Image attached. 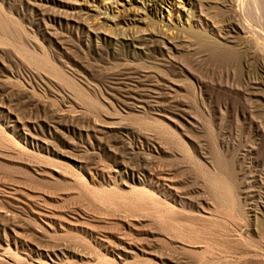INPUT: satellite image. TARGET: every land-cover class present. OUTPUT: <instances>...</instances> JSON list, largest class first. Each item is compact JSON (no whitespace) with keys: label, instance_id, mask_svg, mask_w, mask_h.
Returning <instances> with one entry per match:
<instances>
[{"label":"rangeland","instance_id":"1","mask_svg":"<svg viewBox=\"0 0 264 264\" xmlns=\"http://www.w3.org/2000/svg\"><path fill=\"white\" fill-rule=\"evenodd\" d=\"M238 1L0 0V264H264Z\"/></svg>","mask_w":264,"mask_h":264},{"label":"bare ground","instance_id":"2","mask_svg":"<svg viewBox=\"0 0 264 264\" xmlns=\"http://www.w3.org/2000/svg\"><path fill=\"white\" fill-rule=\"evenodd\" d=\"M190 1V0H189ZM238 1V0H237ZM245 1V0H244ZM239 2V1H238ZM247 2H249V3H251L252 4V6L254 7H256V5H257V3L259 2V0H247ZM248 4V3H247ZM254 7V9L256 10V8ZM251 9H252V7H250ZM249 9V8H248ZM264 10V9H263ZM241 11V10H240ZM253 12H255V11H253ZM263 12V11H262ZM235 14H236V12H235ZM263 16V15H262ZM247 17V16H246ZM256 18V17H255ZM259 18V17H258ZM251 19V18H250ZM257 19V18H256ZM246 20V19H245ZM244 20V21H245ZM259 20V19H258ZM258 20H257V22H258ZM262 21V20H261ZM260 23V22H259ZM249 29V28H248ZM250 30V29H249ZM261 35V34H260ZM259 35V36H260ZM254 43V42H253ZM256 44H257V42H256Z\"/></svg>","mask_w":264,"mask_h":264}]
</instances>
